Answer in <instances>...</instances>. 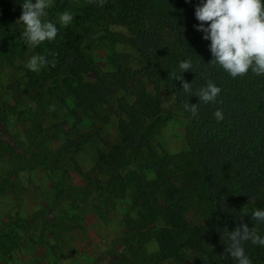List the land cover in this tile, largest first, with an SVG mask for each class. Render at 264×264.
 <instances>
[{
  "label": "trees",
  "instance_id": "obj_1",
  "mask_svg": "<svg viewBox=\"0 0 264 264\" xmlns=\"http://www.w3.org/2000/svg\"><path fill=\"white\" fill-rule=\"evenodd\" d=\"M22 2L0 0V70L6 63L16 71L3 115L59 162L99 143L95 176L85 180L100 195L129 199L131 264H141L146 242L156 250L143 264H236L227 230L254 227L250 212L264 197V76L233 79L211 62L210 41L195 27L200 0H54L46 19L57 24V38L37 47L21 35ZM64 11L72 14L67 26L59 23ZM30 52L55 67L28 70ZM186 59L191 93L173 79ZM208 80L221 92L204 104L194 95ZM169 99L178 114L166 110ZM186 104H197L195 116ZM177 115L188 121L187 147L172 154L161 138ZM112 125L116 142L105 137ZM245 249L253 264H264V247L248 242Z\"/></svg>",
  "mask_w": 264,
  "mask_h": 264
},
{
  "label": "rangeland",
  "instance_id": "obj_2",
  "mask_svg": "<svg viewBox=\"0 0 264 264\" xmlns=\"http://www.w3.org/2000/svg\"><path fill=\"white\" fill-rule=\"evenodd\" d=\"M106 55L105 51L98 54L103 60ZM33 56L30 52L28 61ZM15 72L12 65H1L0 264L135 262L128 255V246L135 244V233L126 222L131 212L129 199L117 201L113 195H100L85 180L95 176L93 157L99 143L75 158L66 156L62 162L44 154L46 149L31 146L25 127L2 112V108L13 103L9 87ZM166 110L178 114L172 99L167 101ZM187 126V119L177 115L164 131L161 141L170 153L186 149ZM82 129L86 131L85 127ZM105 137L117 141L114 125ZM60 146L52 148L57 150ZM254 205L262 208L264 197ZM143 248L137 256L141 264L145 253L156 250L151 242Z\"/></svg>",
  "mask_w": 264,
  "mask_h": 264
},
{
  "label": "clouds",
  "instance_id": "obj_3",
  "mask_svg": "<svg viewBox=\"0 0 264 264\" xmlns=\"http://www.w3.org/2000/svg\"><path fill=\"white\" fill-rule=\"evenodd\" d=\"M54 0H23L22 13L17 20L24 26L23 41L27 45L37 47L44 42H51L57 38V24L46 19ZM191 3V0H186ZM194 15L199 22L195 27L203 33V39L210 41L209 50L212 63L219 65L231 78L242 77L251 71L256 76H264V0H200L195 6ZM72 20V14L64 11L59 16V23L67 26ZM55 62L45 55L33 56L25 67L33 72H39L43 67ZM181 75L173 74L174 80L182 82V89L191 93L192 83L183 80L182 73L193 69L191 60L178 63ZM221 88L208 80L206 86L196 90L199 102L215 103ZM185 108L195 116L197 104H186ZM216 119L222 120L220 110L214 113ZM251 215L255 226L249 228L247 224H240L234 230H227L228 245L226 251L236 264H253L247 254L245 244L264 247V235L258 226L264 225V209L253 208ZM248 214L244 212L243 215ZM242 215V216H243ZM241 216V217H242ZM227 229V228H226Z\"/></svg>",
  "mask_w": 264,
  "mask_h": 264
}]
</instances>
